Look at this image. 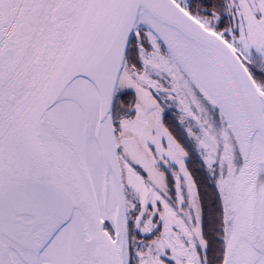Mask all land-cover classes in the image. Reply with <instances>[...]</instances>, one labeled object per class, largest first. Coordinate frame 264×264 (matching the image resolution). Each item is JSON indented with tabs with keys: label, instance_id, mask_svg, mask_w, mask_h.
<instances>
[{
	"label": "snow or ice",
	"instance_id": "6c2138e0",
	"mask_svg": "<svg viewBox=\"0 0 264 264\" xmlns=\"http://www.w3.org/2000/svg\"><path fill=\"white\" fill-rule=\"evenodd\" d=\"M0 264H264V0H0Z\"/></svg>",
	"mask_w": 264,
	"mask_h": 264
}]
</instances>
